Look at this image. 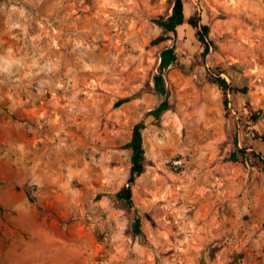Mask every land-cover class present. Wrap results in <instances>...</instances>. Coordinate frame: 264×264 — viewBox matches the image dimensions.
I'll return each mask as SVG.
<instances>
[{
	"label": "rangeland",
	"instance_id": "1",
	"mask_svg": "<svg viewBox=\"0 0 264 264\" xmlns=\"http://www.w3.org/2000/svg\"><path fill=\"white\" fill-rule=\"evenodd\" d=\"M174 2L0 0V264H264V0H184L163 33ZM171 45L173 105L156 119ZM141 120L130 204L116 193Z\"/></svg>",
	"mask_w": 264,
	"mask_h": 264
},
{
	"label": "trees",
	"instance_id": "2",
	"mask_svg": "<svg viewBox=\"0 0 264 264\" xmlns=\"http://www.w3.org/2000/svg\"><path fill=\"white\" fill-rule=\"evenodd\" d=\"M157 24L162 28L163 33L173 32L177 34L178 27L186 22L185 2L184 0H175L172 12L165 16H160L155 20ZM188 22L197 29L196 36L204 45V55L210 53L211 47H216L217 44L210 37V25L202 22V17L198 14L192 15ZM163 36H160V40ZM160 64L158 71L154 76L155 90L162 97L160 103L149 111V115H152L156 119H161L165 112L172 108L171 94L172 90L168 81V71L172 65L179 61V54L175 45L166 46L161 51ZM221 72H223L221 70ZM217 83L225 91V103L229 106L230 99L228 97L229 90L232 89L231 83L228 80L219 75L217 77ZM247 88H244L246 91ZM124 102V100H122ZM121 102V103H122ZM147 127L145 120L137 122L132 131V137L128 142V147L131 149V161L132 167L128 182L124 184L120 190L116 193L121 199L128 201L130 204L134 202V184L138 177L141 176L147 169L148 155L145 147L144 130ZM247 154V148L242 147L238 151L232 153L231 159L238 161L241 159V155ZM264 162V156L261 153L257 154ZM135 230L138 233L142 232L141 219L138 218L135 222Z\"/></svg>",
	"mask_w": 264,
	"mask_h": 264
}]
</instances>
